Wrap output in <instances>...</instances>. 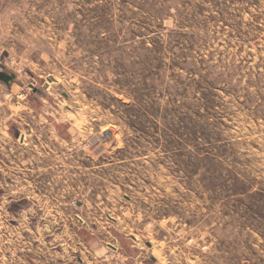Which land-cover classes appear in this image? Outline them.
<instances>
[{
    "label": "rangeland",
    "instance_id": "obj_1",
    "mask_svg": "<svg viewBox=\"0 0 264 264\" xmlns=\"http://www.w3.org/2000/svg\"><path fill=\"white\" fill-rule=\"evenodd\" d=\"M0 264H264V0H0Z\"/></svg>",
    "mask_w": 264,
    "mask_h": 264
},
{
    "label": "water",
    "instance_id": "obj_2",
    "mask_svg": "<svg viewBox=\"0 0 264 264\" xmlns=\"http://www.w3.org/2000/svg\"><path fill=\"white\" fill-rule=\"evenodd\" d=\"M16 79L17 77L13 73L0 72V81L7 86H11L16 81Z\"/></svg>",
    "mask_w": 264,
    "mask_h": 264
}]
</instances>
